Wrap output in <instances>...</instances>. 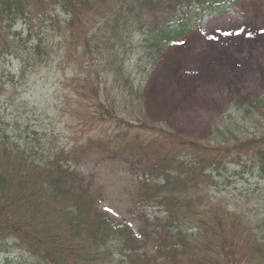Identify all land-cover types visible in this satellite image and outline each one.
Here are the masks:
<instances>
[{"label": "trees", "instance_id": "trees-1", "mask_svg": "<svg viewBox=\"0 0 264 264\" xmlns=\"http://www.w3.org/2000/svg\"><path fill=\"white\" fill-rule=\"evenodd\" d=\"M245 2L264 0H0V58L18 61L16 73L0 66L10 81L0 80V99L25 104L17 94L27 72L67 66L59 106L77 134L63 144L0 118L4 253L22 248L21 264H264V203L223 196L238 178L264 180V88L232 98L202 138L152 118L146 94L205 13ZM85 163L131 173L136 204L158 205L165 217L142 215L138 228L114 217Z\"/></svg>", "mask_w": 264, "mask_h": 264}, {"label": "rangeland", "instance_id": "rangeland-1", "mask_svg": "<svg viewBox=\"0 0 264 264\" xmlns=\"http://www.w3.org/2000/svg\"><path fill=\"white\" fill-rule=\"evenodd\" d=\"M2 65L12 73L18 71L15 59L0 58ZM69 77L67 66L59 64L27 72L17 94L18 101L26 103L4 102L3 97L0 118H15L21 129H26L27 124L29 128L41 127L54 132L61 143H70L77 134L69 113L62 104L59 106L65 94L63 83ZM0 80L9 83L8 73ZM263 88L264 2H245L229 7L224 14L205 13L200 25L175 43L147 83L148 111L152 118L177 131L202 138L210 132L213 116L224 112L232 98L245 99L261 93ZM100 167L85 163L80 169L100 175L103 209L118 219L129 220L136 228L142 215L150 220L165 217L164 209L158 205L136 204L137 178L131 173L116 164ZM217 191L211 190L212 198L219 196ZM227 194L230 204L234 196L244 195L252 199V205L260 206L264 203V180L238 178L223 196ZM6 249L10 251L0 249V264H7L4 259L9 255V264L22 263V248L11 245Z\"/></svg>", "mask_w": 264, "mask_h": 264}, {"label": "snow or ice", "instance_id": "snow-or-ice-1", "mask_svg": "<svg viewBox=\"0 0 264 264\" xmlns=\"http://www.w3.org/2000/svg\"><path fill=\"white\" fill-rule=\"evenodd\" d=\"M109 211H112V209H109Z\"/></svg>", "mask_w": 264, "mask_h": 264}]
</instances>
